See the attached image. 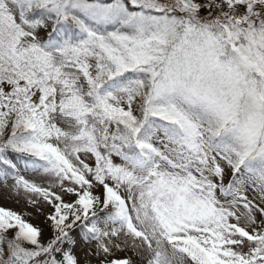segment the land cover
Masks as SVG:
<instances>
[{
	"label": "snow or ice",
	"instance_id": "1",
	"mask_svg": "<svg viewBox=\"0 0 264 264\" xmlns=\"http://www.w3.org/2000/svg\"><path fill=\"white\" fill-rule=\"evenodd\" d=\"M0 264H264V0H0Z\"/></svg>",
	"mask_w": 264,
	"mask_h": 264
},
{
	"label": "rangeland",
	"instance_id": "2",
	"mask_svg": "<svg viewBox=\"0 0 264 264\" xmlns=\"http://www.w3.org/2000/svg\"><path fill=\"white\" fill-rule=\"evenodd\" d=\"M0 204H3L6 207H11L17 211H20L22 209V205H16L10 201L0 200Z\"/></svg>",
	"mask_w": 264,
	"mask_h": 264
}]
</instances>
